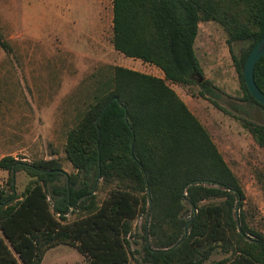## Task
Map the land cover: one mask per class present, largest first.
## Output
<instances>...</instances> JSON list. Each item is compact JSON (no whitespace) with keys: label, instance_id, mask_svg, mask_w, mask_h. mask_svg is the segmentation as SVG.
Here are the masks:
<instances>
[{"label":"trees","instance_id":"1","mask_svg":"<svg viewBox=\"0 0 264 264\" xmlns=\"http://www.w3.org/2000/svg\"><path fill=\"white\" fill-rule=\"evenodd\" d=\"M113 49L163 77L110 67L92 102L67 132L64 159H0V264H41L58 246L89 264H130L133 221L143 217L141 264H264V233L244 216L245 194L205 127L170 87H198L213 99L194 44L201 22L226 34L241 96L242 128L264 149V107L249 94L243 67L264 38V0H111ZM241 44L238 56L233 45ZM0 47L10 48L0 31ZM254 80L264 94V56ZM122 105V107H121ZM29 181L18 195L14 176ZM103 195V197H99ZM75 214L69 221L67 215ZM240 228V232H238Z\"/></svg>","mask_w":264,"mask_h":264},{"label":"rangeland","instance_id":"2","mask_svg":"<svg viewBox=\"0 0 264 264\" xmlns=\"http://www.w3.org/2000/svg\"><path fill=\"white\" fill-rule=\"evenodd\" d=\"M76 24L100 36L101 55L81 56L64 48L62 42L61 0H0V31L10 51L0 47V159L11 156L28 163L57 159L68 174L72 167L64 159L67 132L77 123L92 102L93 95L110 67L119 66L149 75L162 72L153 65L131 59L111 47V0H83L72 3ZM223 29L214 22H201L194 44L202 68V79L210 82L213 99L227 113L198 96L197 84L189 87L170 85L189 111L210 134L217 149L245 194L243 212L248 225L264 233V149L258 148L242 128L232 103L241 96L239 76ZM238 56L242 45L234 44ZM157 77V76H156ZM8 173L0 170V187ZM21 194L29 177L15 174ZM100 198L103 195L99 196ZM69 221L75 219L72 212ZM143 217L133 221L130 264H141ZM223 256L213 254L209 261ZM41 264H89L74 247L58 246L48 250Z\"/></svg>","mask_w":264,"mask_h":264},{"label":"crops","instance_id":"3","mask_svg":"<svg viewBox=\"0 0 264 264\" xmlns=\"http://www.w3.org/2000/svg\"><path fill=\"white\" fill-rule=\"evenodd\" d=\"M64 3V14L62 15V28H63V36L62 42L64 48L71 51L72 53H76L79 50V54L81 56H98L101 55L100 36L92 35L86 27L83 25L76 24V14L71 12V10L75 7L71 5L74 3H82L83 0H61ZM112 3V2H111ZM112 13V11H111ZM111 27H112V15H111ZM110 45L111 44V35L109 36ZM157 77L162 78L160 75H156Z\"/></svg>","mask_w":264,"mask_h":264},{"label":"water","instance_id":"4","mask_svg":"<svg viewBox=\"0 0 264 264\" xmlns=\"http://www.w3.org/2000/svg\"><path fill=\"white\" fill-rule=\"evenodd\" d=\"M264 56V38L259 40L246 57L243 67V81L251 95L260 105L264 107V94L258 89L254 80V68L256 63ZM122 107V105H121ZM240 232V228H238Z\"/></svg>","mask_w":264,"mask_h":264}]
</instances>
